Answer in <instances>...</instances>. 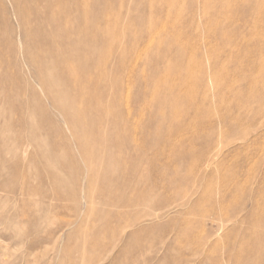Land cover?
<instances>
[{
    "label": "rangeland",
    "instance_id": "rangeland-1",
    "mask_svg": "<svg viewBox=\"0 0 264 264\" xmlns=\"http://www.w3.org/2000/svg\"><path fill=\"white\" fill-rule=\"evenodd\" d=\"M0 157V264H264V0H0Z\"/></svg>",
    "mask_w": 264,
    "mask_h": 264
},
{
    "label": "bare ground",
    "instance_id": "bare-ground-1",
    "mask_svg": "<svg viewBox=\"0 0 264 264\" xmlns=\"http://www.w3.org/2000/svg\"><path fill=\"white\" fill-rule=\"evenodd\" d=\"M6 134V133H5ZM2 143V142H1ZM3 144H6V143H3ZM2 150H4V148L2 149ZM6 150V149H5ZM4 150V151H5ZM7 166V165H6ZM0 167H1V169H3L4 167H5V163L2 161V158L0 157ZM0 189H1V187H0Z\"/></svg>",
    "mask_w": 264,
    "mask_h": 264
}]
</instances>
